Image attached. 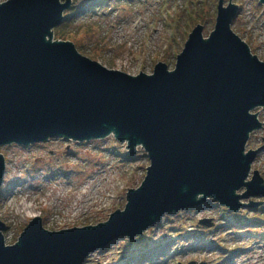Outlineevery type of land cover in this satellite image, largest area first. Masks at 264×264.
Masks as SVG:
<instances>
[{
    "label": "water",
    "instance_id": "95a60500",
    "mask_svg": "<svg viewBox=\"0 0 264 264\" xmlns=\"http://www.w3.org/2000/svg\"><path fill=\"white\" fill-rule=\"evenodd\" d=\"M67 5L0 3V145L112 135L132 154L145 150L150 164L140 185L127 191L124 209L104 222L48 231L35 217L5 246L0 221V264H80L117 236L141 234L164 212L209 198L236 211L247 206L240 199L264 196L256 171L246 180L257 151H245L260 126L250 111L264 108V63L230 28L236 5L218 1L213 30L203 37L195 26L173 69L158 62L151 74L137 75L53 41ZM4 168L0 154V187Z\"/></svg>",
    "mask_w": 264,
    "mask_h": 264
},
{
    "label": "rangeland",
    "instance_id": "374dc122",
    "mask_svg": "<svg viewBox=\"0 0 264 264\" xmlns=\"http://www.w3.org/2000/svg\"><path fill=\"white\" fill-rule=\"evenodd\" d=\"M85 1L88 0H75V4ZM189 1L193 3H188L189 8L204 6L203 34L206 35L213 27L216 0ZM233 1L240 5V10L233 20L232 30L264 63V12L255 0ZM185 2L111 0L109 5L91 16L78 17L65 28L64 34L88 53L84 54L86 57L108 69L131 75L140 71L150 73L156 61L166 62L172 69L174 54L182 47L180 37L186 30ZM161 14H165L167 19L162 20ZM175 15L179 19L176 27H171L170 18ZM259 118L264 123V110L260 111ZM261 146L263 149L252 169L258 170L264 178V129L251 135L246 149ZM119 149L122 153L123 148L111 139L82 145L52 140L29 149L16 145L0 147L7 164L4 176L6 189L0 197V219L7 225L4 233L6 243L14 241L34 216H39L48 230L57 231L94 225L107 219L114 210L123 209L126 189L138 187L149 161L140 150L134 159H119L123 156L117 152ZM25 164L31 167L28 173L24 171ZM51 168L54 170L52 175ZM253 199L251 196L250 200ZM253 210L240 212V217L248 219L246 225L249 227L254 222L250 221L254 217ZM255 210L263 214L261 210ZM166 216L159 227L152 226L143 233V241L149 243L136 246L137 251L142 246L154 249L162 245L165 250L161 254H165V258H143L139 264H264L262 236L246 238V228H249L246 225H221L223 220L216 207L208 205ZM204 220H210L214 225L203 227L200 222ZM173 229L182 233L177 235ZM230 231L234 235H229ZM257 237L260 241L254 243ZM210 241L213 246L207 247L206 243ZM216 241L222 246L221 254L214 250ZM110 243L105 249L90 253L83 264H117V260L119 264L130 252L134 253L135 247L129 250V243L122 238ZM174 249V257H169V251ZM225 255L231 256L229 262H224ZM128 264L133 263L130 261Z\"/></svg>",
    "mask_w": 264,
    "mask_h": 264
},
{
    "label": "trees",
    "instance_id": "16d2710c",
    "mask_svg": "<svg viewBox=\"0 0 264 264\" xmlns=\"http://www.w3.org/2000/svg\"><path fill=\"white\" fill-rule=\"evenodd\" d=\"M190 21H192V19L190 20ZM66 32V29H65V26H59L57 29H56V36H58V37H63L64 35H66V34H64ZM82 51V50H81ZM83 52V51H82ZM84 53V52H83ZM85 54H88V53H85Z\"/></svg>",
    "mask_w": 264,
    "mask_h": 264
}]
</instances>
